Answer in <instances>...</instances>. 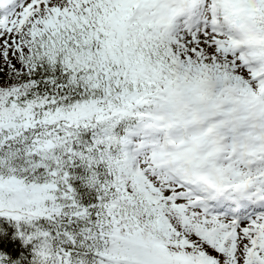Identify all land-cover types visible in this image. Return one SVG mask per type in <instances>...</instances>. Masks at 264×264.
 I'll list each match as a JSON object with an SVG mask.
<instances>
[{"label": "snow or ice", "instance_id": "6c2138e0", "mask_svg": "<svg viewBox=\"0 0 264 264\" xmlns=\"http://www.w3.org/2000/svg\"><path fill=\"white\" fill-rule=\"evenodd\" d=\"M0 264H264V0H0Z\"/></svg>", "mask_w": 264, "mask_h": 264}]
</instances>
